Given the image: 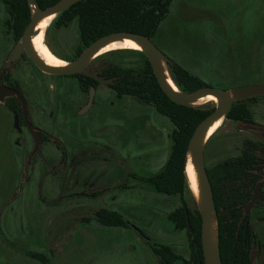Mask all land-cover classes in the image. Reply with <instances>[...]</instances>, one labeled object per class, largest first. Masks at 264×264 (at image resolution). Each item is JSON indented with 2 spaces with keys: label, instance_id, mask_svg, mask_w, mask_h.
<instances>
[{
  "label": "rangeland",
  "instance_id": "374dc122",
  "mask_svg": "<svg viewBox=\"0 0 264 264\" xmlns=\"http://www.w3.org/2000/svg\"><path fill=\"white\" fill-rule=\"evenodd\" d=\"M8 18L6 5L0 0V48L4 43L8 48L13 44L12 40L6 42L4 22ZM53 21L45 29V43L60 55H72L79 43L77 23L60 29ZM152 40L167 57L202 76L210 86L232 89L264 82V0H174ZM3 56L0 49V59ZM112 61L135 66L142 63L140 55L125 53L101 58L97 65ZM108 84L97 85L85 113L78 111L77 105L71 108L69 124L77 127L72 130L77 141L69 143L67 149L89 154L78 178L89 177L95 183L91 190H100L106 198L116 192L112 209L131 226L88 220L102 206L97 197L82 204L77 196L74 204H69L71 199L63 194L72 188L66 173L40 174L42 158L50 153L48 143L32 155L38 148L31 151L28 126L23 121L16 124L13 113L0 105V264H160L146 237L174 246L187 258L190 255L188 232L176 230L167 217L181 203V196L158 193L141 180L156 174L167 162L173 124L153 105L132 96L119 97ZM207 103L216 102L200 104ZM246 103L255 122L264 124V95ZM37 113L30 108L33 127L46 121ZM51 126L45 125L50 132ZM246 139L264 146V137L247 130L241 122L223 119L205 146L206 166L211 168L239 155ZM185 198L196 207L190 193ZM247 217L262 241L259 254L256 244L251 250L252 264H264V200L256 202ZM30 251L43 253L45 262L29 255Z\"/></svg>",
  "mask_w": 264,
  "mask_h": 264
},
{
  "label": "trees",
  "instance_id": "16d2710c",
  "mask_svg": "<svg viewBox=\"0 0 264 264\" xmlns=\"http://www.w3.org/2000/svg\"><path fill=\"white\" fill-rule=\"evenodd\" d=\"M9 18L4 22L6 33L16 41L23 34L31 21L32 7L28 0H2ZM59 0H36L41 8H47ZM174 0H81L68 9L58 14L53 23L58 27H67L76 22L79 31V43L72 49V55H60L47 42L48 46L58 56L66 60L76 58L87 46L99 37L115 31H131L149 35L151 38L156 33L161 21L167 16ZM125 53L140 55V65H125L112 61L109 65H97L101 58L120 57ZM91 66L103 78H112L110 86L118 96H133L142 102L153 105L163 116L169 118L173 124L171 134L170 156L164 166L156 174L143 177V182L149 183L158 193L166 195H180L181 203L171 210L167 217L176 230H186L189 236L190 255L187 257L179 253L174 246L168 243L156 242L151 239L154 254L160 264H205L202 249L201 228L202 217L197 207V202L192 195L186 174L188 142L197 125L211 114L215 105L203 104L206 108L184 106L172 101L162 90L153 72L152 66L140 50L117 49L98 55ZM170 74L182 91H193L202 86L210 85L202 76L190 72L174 60L168 62ZM80 75L88 80L84 88H89V83L97 87L99 82L89 76ZM255 97V96H254ZM246 98L234 103L228 114V119L237 122L246 120L255 121L252 109L246 103ZM9 105L16 113H20V103L16 97L9 101ZM210 139V138H209ZM247 147L243 149L244 164L251 166L256 161V155L261 151V144L254 140H247ZM207 172L212 184L215 203L219 219L220 250L223 264H252L251 256L254 232L251 226L246 229L245 224L239 227L238 220L242 214L243 204L251 195L250 188L254 186L251 177V186L230 187L229 182L238 177L243 180V165H232L222 162ZM250 175V174H249ZM191 194L196 205L192 208L185 195ZM231 193V194H230ZM108 226H131L124 216L107 208L95 210L92 217ZM32 257L44 261L45 255L36 251L28 253ZM10 264V263H7Z\"/></svg>",
  "mask_w": 264,
  "mask_h": 264
},
{
  "label": "water",
  "instance_id": "95a60500",
  "mask_svg": "<svg viewBox=\"0 0 264 264\" xmlns=\"http://www.w3.org/2000/svg\"><path fill=\"white\" fill-rule=\"evenodd\" d=\"M79 1L81 0H59L47 8H41L36 0H28L32 7L31 21L25 28L20 40L15 44L11 53V58L0 69V101H4L8 96H16L20 100L28 127L35 135L36 140H38V134L33 130L28 119L25 97L20 91L10 88L1 82L3 70L8 69L11 65V61L16 60L21 51L25 50L33 62L44 72L58 75L83 74L101 83H110L113 79L101 77L94 71L91 62L100 55L97 53L103 47L118 39H133L140 45V51H142L149 60L159 85L172 101L184 106L204 109L206 106L198 104L197 100L202 96L210 94L215 95L218 100L215 103L214 111L197 125L188 142L187 160L190 154L200 186V197L197 198V205L202 217L201 239L204 262L205 264H223L220 250L218 211L205 161V146L209 140V138H206V134L209 127L215 121L220 118H228V114L235 102L258 95H264V82L240 85L232 89L208 85L189 92L182 91L175 84L170 74L168 68L170 58L163 53L152 38L149 35L125 30L111 32L99 37L87 46L76 58L67 60L68 64L65 66H51L39 57L32 45V36L35 28L38 22L44 17L52 14L57 16ZM166 72L169 73L174 85L166 77ZM94 92L95 88L92 87L91 97H93ZM15 122L17 124V119H15ZM241 124L247 130L264 137V124L249 120L241 122ZM36 147L38 148V143ZM261 189L262 182H259L255 187L251 200L248 201L244 207L245 214H247L253 204L260 198ZM138 231L143 235L142 231ZM146 239L149 240L150 238L146 237Z\"/></svg>",
  "mask_w": 264,
  "mask_h": 264
},
{
  "label": "flooded vegetation",
  "instance_id": "af4514ba",
  "mask_svg": "<svg viewBox=\"0 0 264 264\" xmlns=\"http://www.w3.org/2000/svg\"><path fill=\"white\" fill-rule=\"evenodd\" d=\"M36 30L34 31V34L32 36L33 44H35V39L37 38ZM6 36H7L6 42H10V40H12L10 34L6 33ZM20 38L16 41L12 40L13 44L9 48L8 46H5V43L4 46L0 48L2 50V56L4 54V56L1 57L2 60L0 59L1 60L0 69L11 58L12 50L15 44L20 40ZM123 49H132V48H123ZM112 50H117V49H112ZM112 50H108L105 52H109ZM134 50H138V49H134ZM105 52H101L99 54H103ZM71 78L72 80H70ZM1 82L4 85L16 89L23 94L27 103L28 119H29L30 108L32 112L33 110H36L40 115L46 118V121H44V124L42 126L36 125L35 127H33V125L31 124L33 130L38 134V140H36L35 135L28 127L30 132L32 133L31 136V140L33 143V148L31 150L32 152L36 150L37 148L36 146L38 143V151L36 153H33L32 155L36 156L37 154H39L40 146H42V144L44 143H48L49 148L55 151L52 152L51 149L47 148V150L50 153L47 152V154H45L44 157L42 158L41 162L44 163H40L42 167L39 165V168H41L40 174L43 175L47 173L48 174L53 173L54 171L55 173L64 171L66 173V176L69 178L70 181L69 183L71 184L72 188H70V190L68 191H64L65 193L63 194L66 195L65 196L66 198L71 199L70 202H72V204H74L73 199H75V197L77 196H79L80 199L78 200L82 204L84 203L89 204V201H91V199H95L97 197L99 198V202L102 203V206H100L99 208H107L110 210H114L112 209L113 208L112 206L115 205L117 202L116 192H114L111 195H108V198H106L105 194L102 193L100 190H91L95 183L91 181L89 177L80 180L78 177L73 176L71 170L69 169V167L71 166L72 162L76 159V157L84 154L81 151L74 152L73 149L71 150L72 152H69L70 150L68 151L67 149L69 143L77 141L76 138H74L72 135V130L74 131L77 130V127H73L69 124L71 119L69 112L71 108L77 105L78 111L81 110L82 113H85L91 107V103L93 101L92 98L95 95L94 92L93 97H91V88L94 87L95 91H97L96 90L97 87L89 83V88L88 89L84 88V86L88 84V80L86 78L81 77L80 75H76V74L58 75V74H51L44 72L33 62V60L29 57V55L25 50L21 51L20 55L16 60L11 61V65L10 67H8V69L3 70ZM110 84L111 82L108 85L110 86ZM13 97L16 96L6 97L5 100L2 101L3 104L6 105L8 109L13 113L14 120L17 119V124L23 121L28 126L25 116L23 114L22 104L17 97L16 98L20 103L21 112L16 113L10 107L9 101ZM56 120H58L57 123ZM49 124L52 125L51 132L48 131L47 128L45 127V125H49ZM220 126L213 133H211L210 137L220 128ZM247 140L248 139H246L245 141L243 149L247 147V143H248ZM16 144L20 145V142L17 140ZM23 145H26L25 140H23ZM243 149L240 151L239 155L232 157L226 163H230L232 165L241 164L243 165L244 168V172H242L243 180H241L238 177L236 178L234 177V180L229 182L230 187H235V184L238 186L241 185L242 187H244L247 184L250 187L251 177H253V179L255 180L254 186L250 188L251 195L249 196L248 200L243 204L242 214L240 215L238 220L239 227H241L242 224H245L246 229H248V227L251 225L249 223V217H247V214L251 209L247 212V214H245L244 207L246 203L251 200L255 187L259 182H262V189H261L260 198L256 202H258L259 200H264V146L262 145L260 151L263 154H261L260 156L257 154L256 161L253 162L251 166L249 165V163L244 164L241 159L243 157V153H242ZM79 186H83V188L77 189L79 188ZM74 187H76V189H74ZM255 203L253 204V206L255 205ZM128 222L131 225L130 221ZM252 236H253L252 248L256 244L258 248L257 253L259 254L262 251V241L260 238H258L259 236L255 232L252 233Z\"/></svg>",
  "mask_w": 264,
  "mask_h": 264
},
{
  "label": "bare ground",
  "instance_id": "6f19581e",
  "mask_svg": "<svg viewBox=\"0 0 264 264\" xmlns=\"http://www.w3.org/2000/svg\"><path fill=\"white\" fill-rule=\"evenodd\" d=\"M55 14L49 15L47 17H44L41 19L35 30L37 31V38L35 39V44L32 45L39 55V57L47 64L51 66H65L68 64V61L63 60L59 56H57L45 43L44 37H45V29L49 26V24L52 22V20L55 18ZM123 48H132V49H138L141 50L140 45L133 39H118L115 40L105 47H103L97 54L101 52H105L112 49H123ZM166 77L170 80V82L174 85L173 81L171 80V77L168 72L165 73ZM217 97L215 95H206L202 96L197 100V103L200 104L202 102L206 101H214L217 102ZM224 118H220L219 120L215 121L208 129L206 138H209L211 133L215 131L219 125L222 124ZM186 174L188 177V182L190 187L192 188V191L194 195L199 198L200 197V186L198 181L197 172L195 170L194 164L191 160L190 154L188 155V160L186 164Z\"/></svg>",
  "mask_w": 264,
  "mask_h": 264
},
{
  "label": "crops",
  "instance_id": "0c3cea01",
  "mask_svg": "<svg viewBox=\"0 0 264 264\" xmlns=\"http://www.w3.org/2000/svg\"><path fill=\"white\" fill-rule=\"evenodd\" d=\"M0 105L8 109V107L6 105H4L2 101H0ZM16 154L19 155L18 150H16ZM87 157H90V156H86V155L82 154V155H79L78 157H76V159L72 162L69 169L71 170L73 176H76V177L79 176L78 170L80 168H84L85 161L88 159ZM81 176H84V175H82V173H81ZM80 179L83 180V178H80ZM69 204L72 205V202H69Z\"/></svg>",
  "mask_w": 264,
  "mask_h": 264
}]
</instances>
